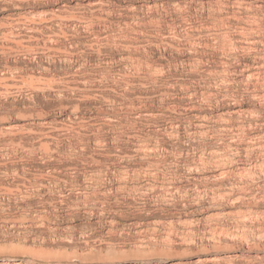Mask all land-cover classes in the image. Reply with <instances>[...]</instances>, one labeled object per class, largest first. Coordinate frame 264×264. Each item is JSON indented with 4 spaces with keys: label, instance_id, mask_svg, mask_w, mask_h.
<instances>
[{
    "label": "rangeland",
    "instance_id": "rangeland-1",
    "mask_svg": "<svg viewBox=\"0 0 264 264\" xmlns=\"http://www.w3.org/2000/svg\"><path fill=\"white\" fill-rule=\"evenodd\" d=\"M258 21L264 0H0V264H264Z\"/></svg>",
    "mask_w": 264,
    "mask_h": 264
},
{
    "label": "bare ground",
    "instance_id": "bare-ground-1",
    "mask_svg": "<svg viewBox=\"0 0 264 264\" xmlns=\"http://www.w3.org/2000/svg\"><path fill=\"white\" fill-rule=\"evenodd\" d=\"M217 3H220V4H221V2H219V1H218ZM239 3L242 4L243 2H239ZM251 3H252V2H251ZM155 4H156V3H155ZM201 4H202V7L200 8V11H204V9H205L204 2H201ZM150 6H151V5H150ZM159 6H160V5H159ZM185 6L187 7V5H185ZM218 6H219V8L212 9V11H213L214 14H222L223 12H226L225 9H222V8H221V7L224 6V5H222V6H221V5H218ZM244 6H245V5H244ZM248 6H249V5H248ZM252 6H253V5H252ZM256 6H257V8H258L259 5H256ZM216 7H217V6H216ZM236 7H237V6H236ZM175 8H176V7H175ZM191 8H192V7H191ZM238 8H239V7H238ZM206 9H207V7H206ZM164 10H165V9H164ZM168 11H169V10H168ZM181 11H183V10H181ZM197 11H198V10H197ZM170 12H171V11H170ZM170 12H169V13H170ZM237 12H238V11H237ZM184 13H185V12H184ZM203 13H204V12H203ZM191 14H192V13H191ZM196 14H197V13H196ZM186 15H187V14H186ZM253 15H254V14H253ZM215 17H216V16H215ZM257 17H258V16H257ZM257 17L255 16L254 18L258 19ZM259 17H260V16H259ZM47 18H48V17H47ZM194 18H195V17H194ZM219 18H220V17H219ZM221 18H222V17H221ZM252 18H253V17H252ZM52 19H53V18H52ZM52 19H51V20H52ZM191 19H192V18H191ZM56 20H58V19H56ZM61 20H62V19H61ZM90 20H92V19H90ZM44 21H45V20H44ZM63 21H64V20H63ZM86 21H87V20H86ZM188 21H190V20H188ZM249 21H250V20H249ZM254 21H255V20H254ZM89 22H90V21H89ZM193 22H194V21H193ZM259 22L262 23L261 21H258V23L255 22V24L253 23V25H260ZM33 23H34V20H33ZM126 23H127V22H126ZM37 24H39V23H37ZM249 24H250V23H249ZM40 25H42V24H40ZM190 25H191V24H190ZM250 25H251V24H250ZM263 25H264V24H261L260 27L263 26ZM93 26H94V25H93ZM3 27H4V26H3ZM109 28H110V27H109ZM255 28H257V27L255 26ZM261 28H262V27H261ZM124 29H125V28H124ZM37 30H38V29H37ZM134 30H135V29H134ZM251 30H255V29L252 28ZM259 30L261 31L262 29L259 28ZM259 30H258V31L256 30V32H260ZM0 31H1V30H0ZM63 32H64V31H63ZM256 32H254V33H256ZM41 33H42V32H41ZM242 33H243V32H242ZM42 34H43V33H42ZM244 34H245V33H244ZM65 35H66V34H65ZM5 36H6V35H5ZM42 36H43V35H42ZM49 36H50V35H49ZM14 37H15V36H14ZM56 37H57V36H56ZM59 37H60V35H59ZM229 37H230V36H229ZM250 37H252V36H250ZM32 38H33V37H32ZM35 38H36V37H35ZM38 39H39V38H38ZM97 39H98V38H97ZM34 40H35V39H34ZM230 40H231V38H230ZM18 43H19V42H18ZM38 43H39V42H38ZM52 43H54V41H52ZM52 43H51V45H53ZM132 43H133V42H132ZM249 43H250V41H249ZM134 44H135V43H134ZM149 44H150V43H149ZM231 44H233L232 41H231ZM18 45H19V44H18ZM56 45H57V44H56ZM233 46H234V45H233ZM120 51H121V50H120ZM128 53H129V52H128ZM145 53L147 54V52H145ZM129 54H130V53H129ZM129 54H128L125 58L123 57L125 60H128V61L131 63V64H129V66H130V65L134 66L136 62H137L136 65H139L138 62H140V61H141V62L145 61V58H143V57H141V56H133V55H129ZM123 55H124V54H123ZM142 55H143V54H142ZM149 55H150V54H149ZM124 56H125V55H124ZM143 56H144V55H143ZM146 56H147V55H146ZM150 56H151V55H150ZM144 57H145V56H144ZM153 57H154V56H153ZM232 57H233V56H232ZM192 58H194V57H192ZM124 59H122V60L124 61ZM198 59H200V58H198ZM85 60H86V59H85ZM147 60H148V59H147ZM154 60H156V59H154ZM194 60H195V58H194ZM66 61H67V60H66ZM84 62H85V61H84ZM129 62H128V63H129ZM152 62H153V61H152ZM154 62H155V61H154ZM200 62H201V61H200ZM230 62H231V61H230ZM145 63H146V62H143V64H145ZM150 63H151V62H150ZM150 63H149V64H150ZM196 63H197V62H196ZM231 63H232V62H231ZM157 64H159V63L157 62ZM76 65H77V64H76ZM80 65H81V66H82V65L84 66V63L80 62ZM127 65H128V64H127ZM149 66H150V65H149ZM161 66H162V65H161ZM143 67H145V66H143ZM10 68H11V67H10ZM135 68H136V67H135ZM141 68H142V67H141ZM147 68H149V67H147ZM155 68H156V67H155ZM157 68H159V67H157ZM160 68H161V67H160ZM249 68H250V67H249ZM152 69H153V67H152ZM152 69H151V70H152ZM161 69H162V68H161ZM154 70H155V69H154ZM14 71H15V70H14ZM151 72H152V71H151ZM161 72H162V71H161ZM163 72H164V71H163ZM249 72H250V71H249ZM210 73H211V72H210ZM223 73H224V72H223ZM258 73H259V71H258ZM150 74H151V73H150ZM154 74H155V73H154ZM12 75H13V74H12ZM155 75H156V74H155ZM257 75H258V76H257ZM257 75L253 73V74H250V75L248 76V78H254V77L257 78V77H258L257 79H261V72H260L259 74H257ZM105 76H106V75H105ZM156 76H157V75H156ZM161 77H162V76H161ZM12 78H13V77H12ZM155 78H156V77H155ZM4 79H6V78H4ZM220 79H221V78H220ZM21 81H22V80H21ZM0 82H3V80H2V81L0 80ZM24 82H25V81H24ZM260 82H261V81H260ZM4 83H5V82H4ZM42 83H43V82H42ZM44 83H45V82H44ZM54 83H55V82H54ZM81 84H82V83H81ZM85 85H86V84H85ZM8 86H9V85H8ZM0 87H1V86H0ZM8 89H9V88H8ZM32 100H33V99H32ZM131 107H132V106H131ZM128 108H129V106H128ZM130 109H131V108H130ZM128 110H129V109H128ZM131 110H132V109H131ZM245 120H246V119H245ZM247 121H248V120H247ZM223 122H224V121H223ZM250 123H251V122H250ZM250 123H249V124H250ZM199 126H200V125H199ZM221 126H222V125H221ZM202 128H203V125H202ZM202 128H201V129H202ZM221 128H222V127H221ZM196 129H197V128H196ZM222 129H223V128H222ZM172 130H173V129H172ZM224 130H225V127H224ZM172 132H174V131H172ZM172 132H171V133H172ZM197 132H198V131H197ZM199 133H200V131H199ZM244 133H245V132H244ZM175 135H176V134H175ZM204 135H206V134H204ZM218 135H219V134H218ZM220 135H221V134H220ZM241 135H242V134H241ZM203 137H204V136H203ZM261 137H262V136H261ZM139 138H140V137H139ZM118 139H119V138H118ZM119 142H120V141H119ZM147 142H148V141H147ZM98 143H100V142H98ZM103 143H104V142H103ZM103 143H102V144H103ZM150 143H151V142H150ZM100 144H101V143H100ZM138 144H139V145H138V147H137V148H138L137 150H138L140 153H143V154H145V155H149L150 153L155 152V151L158 150V145H155V144L153 145V144L145 143V141H144V143L141 142V144L138 142ZM103 146H104V145H103ZM253 146H254V145H253ZM255 146H256V145H255ZM160 147L162 148V146H160ZM210 148H211V147H210ZM253 148H254V147H253ZM253 148H252V149H253ZM255 148H256V147H255ZM217 149H218V148H217ZM252 149H251V150H252ZM258 149H259V148H258ZM246 150H247V149H246ZM219 151H220V150H219ZM238 151H239V150H238ZM159 152H160V150H159ZM159 152H158V153H159ZM211 152H212V151H211ZM215 152H216V151H215ZM229 152H230V151H229ZM231 152H232V151H231ZM207 153H208V152H207ZM138 154H139V153H138ZM210 154H211V153H210ZM230 154H231V153H230ZM261 154H262V153H261ZM156 155H157V154H156ZM228 155H229V154H228ZM153 156H154V155H153ZM157 156H159V155H157ZM157 156H156V157H157ZM183 156H184V155H183ZM205 156H206V155H205ZM209 156H210V155H209ZM220 156H221V155H219V157H218L219 159H220ZM147 157H148V156H147ZM147 157H146V158H147ZM181 157H182V156H181ZM215 157H217V156H215ZM225 157H226V156H225ZM232 157H233V155H232ZM232 157L230 156L231 159H232ZM206 158H207V157H206ZM151 159H152V157H151ZM222 159H223V158H221V160H222ZM235 159H236V158H235ZM217 160H218V159H217ZM228 160H229V159H228ZM199 161H200V160H199ZM201 161H202V160H201ZM230 161H232V160H230ZM223 162H224V161H223ZM227 162H228V161H227ZM232 162H233V161H232ZM195 163H196V162H195ZM213 163H214V162H213ZM218 163H219V162H218ZM197 164H198V163H197ZM216 164H217V163H216ZM226 164H227V163H226ZM229 164H231V163H229ZM229 164H228V165H229ZM189 165H190V164H189ZM198 166H199V165H198ZM231 166H232V164H231ZM253 166H254V165H253ZM233 168H234V167H233ZM237 168H238V167H237ZM235 169H236V167H235ZM148 170H149V169H148ZM158 170H159V169H158ZM210 170H211V169H210ZM229 170H232V169H229V166H227V165H225V164L223 165V163H222V164H219L218 167H217V169H216L217 172L219 171V175H220V173H221L220 176H223V177H224V176L226 177V174L230 172ZM238 170H239V169H238ZM249 170H250V169H249ZM117 171H118V170H117ZM160 171H161V170H160ZM166 171H167V170H166ZM193 171H194V169H193ZM198 171H199V169H198ZM233 171H234V170H233ZM245 171H247V169H246ZM153 172H154V171H153ZM190 172H191V170H190ZM236 172H237V171H236ZM240 172H241V171H240ZM123 173L125 174L126 172H123ZM123 173H122V174H123ZM139 173H140V172H139ZM148 173H150V172H148ZM151 173H152V171H151ZM157 173H158V172H157ZM233 173H234V172H233ZM247 173H248V172H247ZM124 174H123V175H124ZM158 174H159V173H158ZM163 174H164V172H163ZM254 174H255V173H254ZM254 174H253V177H254ZM125 175H126V174H125ZM137 175H138V174H137ZM137 175H136V176H137ZM153 175H155V174H153ZM153 175H152V176H153ZM156 175H157V174H156ZM156 175H155V176H156ZM238 175H239V174H238ZM240 175H242V174L240 173ZM244 175H245V174H244ZM246 175H247V174H246ZM250 175H251V174H250ZM115 176H116V175H115ZM139 176H140V175H139ZM145 176H146V175H145ZM157 176H158V175H157ZM251 176H252V175H251ZM128 177H129V176L127 175V178H128ZM147 177H149V176H147ZM218 177H219V176H218ZM245 177H246V176H245ZM249 177H250V176H249ZM90 178H91V177H90ZM119 178H120V177H119ZM134 178H136V177H134ZM137 178H138V177H137ZM140 178H141V177H140ZM155 178H156V177H155ZM159 178H160V176H159ZM105 179H106V178H105ZM124 179L126 180V178H124ZM128 179H129V178H128ZM166 179H167V177H166ZM221 179H223V178L221 177ZM87 180H88V179H87ZM97 180H98V179H97ZM120 180H121V179H120ZM122 180H123V179H122ZM134 180H135V179H134ZM134 180H133V181H134ZM138 180H139V178H138ZM142 180H143V179H142ZM142 180H141V181H142ZM145 180H146V179H145ZM149 180H150V179H149ZM157 180H158V179L156 178L155 181H157ZM169 180H170V179H169ZM159 181H160V179H159ZM165 181H166V180H165ZM171 181H172V180H171ZM222 181H224V180H222ZM225 181L227 182L226 178H225ZM230 181H231V180H230ZM98 182H99V181H98ZM127 182H130V181L127 180ZM127 182H126V183H127ZM147 182H148V181H147ZM167 182H168V181H167ZM90 183H91V182H90ZM120 183H121V182H120ZM120 183H119V184H120ZM148 183H149V182H148ZM172 183H173V182H172ZM223 183H224V182H223ZM242 183H244V182H242ZM242 183H241V184H242ZM112 184H113V183H112ZM124 184H125V183H124ZM130 184H132V183H130ZM145 184H146V183H145ZM216 184H217V183H216ZM221 184H222V183H221ZM247 184H248V183H247ZM121 185H122V184H121ZM126 185H127V184H126ZM126 185H122V186L124 187V186H126ZM143 185H144V184H143ZM155 185H156V184H155ZM233 185H234V184H233ZM233 185H232V186H233ZM119 186H120V185H119ZM146 186H147V185H146ZM244 186H245V184H244ZM153 187H154V186H153ZM169 187H171V186H169ZM227 187H228V186H227ZM235 187H236V186H235ZM235 187H234V188H235ZM144 188H147V187L144 186ZM150 188H152V187H150ZM150 188H149V189H150ZM203 188H205V187H203ZM246 188H247V187H246ZM154 189H155V188H154ZM214 189H215V188H214ZM228 189H229V188H228ZM239 189H240V188H239ZM220 190H221V189H220ZM233 190H234V189H233ZM233 190L230 191V193H229L230 195H229V196H231V194L233 193ZM245 190H247V189H245ZM225 191H226V190H225ZM225 191H224V192H225ZM227 191H228V190H227ZM220 193H222V192H220ZM234 193H235V192H234ZM234 193H233L232 195H234ZM196 195H197V194H196ZM216 195H218V194H216ZM219 195H220V194H219ZM219 195H218V196H219ZM201 196H202V193H201ZM201 196H200V193H199V197H201ZM204 196H205V194H204ZM167 197H168V196H167ZM184 197H185V196H184ZM196 197H197V196H196ZM227 197H228V195H227ZM201 198H202V197H201ZM199 199H200V198H199ZM213 199H214V198H213ZM222 199H223V197H222ZM239 199H240V198H239ZM218 201H219V200H218ZM235 202H236V201H235ZM237 202H239V201H237ZM263 203H264V202H263ZM198 204H199V203H198ZM236 206H237V205H236ZM222 211H223V210H222ZM252 211H253V210H252ZM263 212H264V211H263ZM237 213H238V212H237ZM245 213H246V212H245ZM224 214H225V213H224ZM228 214H229V213H228ZM213 215H214V214H213ZM239 215H240V214H239ZM241 218H242V217H241ZM250 218H251V217H250ZM220 219H221V217H220ZM236 219H237V218H236ZM192 220H193V219H192ZM221 220H222V219H221ZM248 220H249V219H248ZM153 222H154V220H153ZM160 222H161V221H160ZM222 222H223V221H222ZM215 223H216V222H215ZM180 224H181V223H180ZM216 224H217V223H216ZM224 225H226V224H224ZM256 225H257V224H256ZM182 226H183V225H182ZM187 226H188V224H187ZM166 227H167V226H166ZM195 227H196V226H195ZM212 227H214V226H212ZM237 227H238V226H237ZM244 227H245V226H244ZM185 228H186V227H185ZM217 228H218V226H217L215 229H211V232L209 231V232H210V235H209V236L212 237V239H213V238H217L216 235H217L218 233H220L219 230H218ZM221 228H222V227H221ZM170 229H171V228H170ZM225 229H226V228H225ZM239 229H241V228L239 227ZM157 230H158V229H157ZM217 230H218V233H217ZM223 230H224V229H223ZM226 230H227V229H226ZM226 230H225V231H226ZM232 230H233V228H232ZM232 230H231V231H232ZM144 231H145V230H144ZM257 231H258V230H257ZM170 232H171V231H170ZM170 232H168V233H170ZM226 232H227V234L230 233V232H228V231H226ZM233 232H234V233H230V237H231L232 239H234V238L237 239V237H239V238L242 237V235L240 236V231H239L238 229L235 228V230H234ZM168 233H167V234H168ZM172 233H173V230H172ZM172 233H171V234H172ZM242 233H243V231H242ZM227 234H226V235H227ZM183 235H184V234H183ZM219 235H220V234H219ZM223 235H224V233H223ZM194 236H195V235H194ZM224 236H225V235H224ZM243 236H244V235H243ZM247 236H248V235H247ZM168 237H170V236H168ZM185 237H186V236H185ZM192 237H193V236H192ZM230 237H229V238H230ZM148 238H149V237H148ZM181 238H182V237H181ZM187 238L189 239V236H187ZM190 238H191V237H190ZM242 238H243V237H242ZM184 239H185V238H184ZM193 239H195V238H193ZM205 239H206V238H205ZM208 239H209V238H208ZM190 240H191V239H190ZM211 241H212V240H211ZM219 241H220V239H219ZM213 242H214V241H213ZM185 243H186V242H185ZM187 244H188V242H187ZM189 245H191V244H189ZM192 245H194V244L192 243ZM259 264H260V263H259Z\"/></svg>",
    "mask_w": 264,
    "mask_h": 264
}]
</instances>
